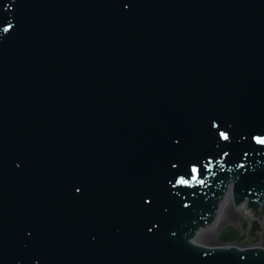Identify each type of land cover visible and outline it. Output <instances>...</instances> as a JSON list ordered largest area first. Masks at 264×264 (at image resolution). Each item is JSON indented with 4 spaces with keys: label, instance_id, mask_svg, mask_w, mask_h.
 I'll return each mask as SVG.
<instances>
[{
    "label": "water",
    "instance_id": "1",
    "mask_svg": "<svg viewBox=\"0 0 264 264\" xmlns=\"http://www.w3.org/2000/svg\"><path fill=\"white\" fill-rule=\"evenodd\" d=\"M257 138L264 0H0V264H264Z\"/></svg>",
    "mask_w": 264,
    "mask_h": 264
},
{
    "label": "rangeland",
    "instance_id": "2",
    "mask_svg": "<svg viewBox=\"0 0 264 264\" xmlns=\"http://www.w3.org/2000/svg\"><path fill=\"white\" fill-rule=\"evenodd\" d=\"M230 203V202H229ZM227 203L226 206L224 207L223 209V212H222V215H221V219L223 218V215H225V221H227V223L225 225H223V228L225 226H234L236 228H241V220L245 221V222H248L249 224L251 223L250 221V218L248 215H243L241 214L240 210L239 209H236L234 207V205L232 204V206H230L231 204ZM238 210V211H236ZM223 228H220V223L212 230H208L206 231L203 235V238L205 239L206 242H208V245H216L218 244V236L219 234L221 233L222 229ZM210 231H213L211 232L210 234H208V232ZM261 231V230H260ZM260 244H263L264 243V227H263V230L261 231V239H260Z\"/></svg>",
    "mask_w": 264,
    "mask_h": 264
},
{
    "label": "bare ground",
    "instance_id": "3",
    "mask_svg": "<svg viewBox=\"0 0 264 264\" xmlns=\"http://www.w3.org/2000/svg\"><path fill=\"white\" fill-rule=\"evenodd\" d=\"M230 206H232V205H230ZM232 207H233V206H232ZM233 209H234V207H233ZM234 210H235V209H234ZM236 211H238V210H236ZM240 211H241V212H240L241 214L251 216L250 211H248V209H246L245 206L241 207V208H240ZM225 215H226V214H224V215H223V218L220 219V228H221L223 225H225V224L227 223V221H225V219H224V218H225ZM261 221H262V220H261ZM263 223H264V220H263ZM211 232H213V231L208 232V234H210ZM204 233H205V232H204ZM204 233L201 234L199 240H200L201 243L208 244V242H206L205 239L203 238V235L206 234V233H205V234H204Z\"/></svg>",
    "mask_w": 264,
    "mask_h": 264
},
{
    "label": "snow or ice",
    "instance_id": "4",
    "mask_svg": "<svg viewBox=\"0 0 264 264\" xmlns=\"http://www.w3.org/2000/svg\"><path fill=\"white\" fill-rule=\"evenodd\" d=\"M11 28V25H9L7 28H5L4 30L5 31H8L9 29ZM221 137L225 140H227L229 137L226 133L224 132H221L220 133ZM257 143H260V144H264V139H261V138H257ZM193 172H196V169L193 168ZM179 183H188V181H185L183 179H181L180 181H178ZM202 182V181H201Z\"/></svg>",
    "mask_w": 264,
    "mask_h": 264
}]
</instances>
